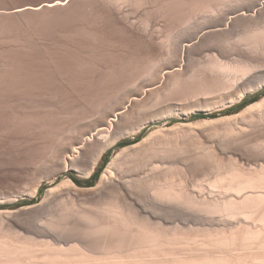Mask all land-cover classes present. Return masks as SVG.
Returning a JSON list of instances; mask_svg holds the SVG:
<instances>
[{
    "label": "bare ground",
    "instance_id": "6f19581e",
    "mask_svg": "<svg viewBox=\"0 0 264 264\" xmlns=\"http://www.w3.org/2000/svg\"><path fill=\"white\" fill-rule=\"evenodd\" d=\"M29 1L1 0L15 24L0 32V177L28 185L1 203L69 169L87 178L121 139L164 124L95 187L65 178L0 211V264H264V97L168 126L264 87V0Z\"/></svg>",
    "mask_w": 264,
    "mask_h": 264
},
{
    "label": "rangeland",
    "instance_id": "374dc122",
    "mask_svg": "<svg viewBox=\"0 0 264 264\" xmlns=\"http://www.w3.org/2000/svg\"><path fill=\"white\" fill-rule=\"evenodd\" d=\"M33 1L34 0H31V1H29V2H31V3H33ZM7 7V5L6 4H4L3 2H1V0H0V9L2 10V11H5L4 9ZM25 19H32L30 16H26L25 17ZM2 21V22H1ZM10 21V22H9ZM13 24H15V21H13V20H11V19H8V18H0V32L1 33H3V34H5V33H10V32H12L13 31V29H14V27H13ZM8 29V30H7ZM262 97H264V87L258 92H255V93H250V94H248V95H246L239 103H236V104H234V105H232L231 107H228V108H226V109H223V110H219V111H214V112H211V113H209V114H201V113H197V114H193L190 118H188V119H182V120H180V119H177V118H171V119H168V120H166V121H168V122H170L169 124H168V126H172V125H174L175 123H188V122H194V121H198V120H202V119H218V118H222V117H228V116H233V115H235V114H238V113H240L242 110H244L246 107H248L249 105H251L252 103V101L253 100H256L255 102H257V101H259ZM254 102V103H255ZM242 103H243V105H242ZM164 123H163V121H158L157 123H153V124H151L149 127H147L146 129H144L141 133H139L137 136H135V137H127V138H123V139H121L119 142H117L113 147H111V148H109L107 151H105L104 153H103V155L101 156V158H100V160H99V164H98V166L95 168V170H94V172H93V174H91L89 177H85V176H83V175H80V174H78L77 172H75L74 170H72V169H69L67 172H63V173H60V175L58 174L57 175V177H54V178H51V179H49V180H44L43 182H42V185H41V187L39 188V190H38V193H37V195L36 196H34V197H26V196H24V197H18V198H16L15 199V201H14V199L10 202V203H4V202H0V211H17V210H19V209H22V208H24V207H29V206H36L37 204H39L42 200H43V198L45 197V194H46V192L49 190V189H51V188H53V187H55L57 184H59L62 180H64L65 178H69V179H71L74 183H75V185L76 186H78L79 188H82V189H89V188H93V187H95L97 184H98V182H99V180H100V177H101V174H102V172L107 168V166L109 165V163L116 157V155L119 153V151L120 150H122L123 148H126V147H129V146H131V145H134V144H136V143H138V142H140V141H142L144 138H146L147 136H149V134L151 133V132H153V131H155V130H157L158 128H160V126H162ZM0 127H1V121H0ZM235 159H233V160H231V163L233 164V161H234ZM11 161V160H10ZM226 162V163H225ZM230 162V161H229ZM229 162H228V164H229ZM236 164H237V162H236V160L234 161ZM230 163V164H231ZM224 164H227V161H224ZM213 162H212V164H211V162L209 163V166L208 167H205V171L206 172H208L207 171V169L209 170L210 168H213ZM203 170V172H201L200 173V175L196 178V180L198 181V183H201V185H202V183L203 182H199V181H204V183H207L208 184V182H210V181H207V180H213V177H215V175L217 174V172H215V175H213L212 176V174H214V171H215V169H211V170H209L211 173H212V170H213V173L211 174V173H209V174H206V172ZM175 172H177V174H179V172L178 171H176V170H173V173H175ZM205 172V173H204ZM169 173H171L170 175L174 178V177H176V175L175 174H173L171 171L169 172ZM173 174V175H172ZM210 174H211V178H210ZM169 175V174H168ZM175 175V176H174ZM204 175H205V177H209L208 179H205L204 178ZM208 175V176H207ZM179 178V175H178V177H176V178H174L175 180H177ZM200 180H199V179ZM203 178V180H201ZM6 178H1L0 177V192L1 191H3V192H1V193H8L9 192V194H11L12 196H17V193H18V191L20 190V189H24V188H27V184H26V182L25 183H16V182H12V181H10V180H5ZM173 179V180H174ZM211 180V181H212ZM197 181H195L194 180V182L195 183H197ZM193 182V183H194ZM7 183V184H6ZM204 183H203V186H205L204 185ZM24 186H26V187H24ZM18 187V188H17ZM206 188V187H205ZM7 190V191H6ZM15 190V191H14ZM191 190V189H190ZM193 190V189H192ZM192 190L190 191L191 193H193L192 192ZM206 190L207 189H205L204 190V192H206ZM11 191V192H10ZM13 191V192H12ZM194 191V190H193ZM207 192H208V190H207ZM206 192V193H207ZM194 194V193H193ZM195 194H197L196 193V191H195ZM18 200V201H17ZM63 200H64V197H63V199H62V202H63ZM69 200V199H68ZM66 198H65V200H64V202H65V205L63 206V207H65V208H67L68 206H70L71 204L70 203H72V202H69ZM69 202V203H68ZM78 202V203H77ZM77 202H75L76 204H75V209L77 210L79 207H78V204L79 205H83L81 208H79L80 210H82V208H83V210H85L86 208H88L89 206H91V205H88V206H85V208H84V203L87 205L88 203H86L85 201H83V200H81V201H77ZM82 202V203H81ZM81 203V204H80ZM58 204H60V203H58ZM58 204H56L57 206H58ZM69 204V205H68ZM56 205L54 206V204L52 205V208L53 207H55L54 209H52L51 208V210H47V212H46V210L44 211V214H41V216H40V218H42L41 220V222L43 223H45L47 220H45V219H48L49 220V216L50 215H52L51 217L53 218V213H54V217L56 216V214L57 213H59L58 212V210L61 212L62 211V209H64L63 207H62V209H61V206H60V208L59 209H56ZM61 205V204H60ZM63 205V204H62ZM68 205V206H67ZM77 207V208H76ZM58 208V207H57ZM68 208H70V207H68ZM74 209V210H75ZM78 209V211H80ZM90 209V208H89ZM55 210V211H54ZM57 210V211H56ZM88 210V209H87ZM47 213H50V215L48 214V217L47 218H45L47 215ZM44 215H46V216H44ZM44 218V219H43ZM52 218H50V219H52ZM44 220V221H43ZM169 226H172V225H169ZM173 227V226H172ZM171 228V227H170ZM15 232V234H14V232ZM13 232V233H12ZM12 232H11V234L13 235L14 234V236H21V235H16V233L17 232H19V231H15V230H12ZM20 234H21V232H20Z\"/></svg>",
    "mask_w": 264,
    "mask_h": 264
},
{
    "label": "trees",
    "instance_id": "16d2710c",
    "mask_svg": "<svg viewBox=\"0 0 264 264\" xmlns=\"http://www.w3.org/2000/svg\"><path fill=\"white\" fill-rule=\"evenodd\" d=\"M256 100H253L251 103H254ZM242 105H243V103H242ZM244 106V105H243Z\"/></svg>",
    "mask_w": 264,
    "mask_h": 264
},
{
    "label": "snow or ice",
    "instance_id": "6c2138e0",
    "mask_svg": "<svg viewBox=\"0 0 264 264\" xmlns=\"http://www.w3.org/2000/svg\"><path fill=\"white\" fill-rule=\"evenodd\" d=\"M64 2H67V0H64Z\"/></svg>",
    "mask_w": 264,
    "mask_h": 264
}]
</instances>
